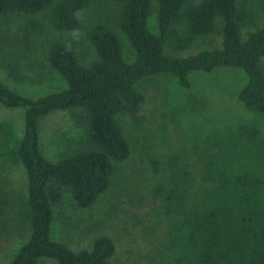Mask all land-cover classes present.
Returning a JSON list of instances; mask_svg holds the SVG:
<instances>
[{
  "label": "trees",
  "instance_id": "trees-1",
  "mask_svg": "<svg viewBox=\"0 0 264 264\" xmlns=\"http://www.w3.org/2000/svg\"><path fill=\"white\" fill-rule=\"evenodd\" d=\"M156 35L147 21L154 12ZM90 12L83 28L79 15ZM14 16L25 35L39 39L43 67L66 83L59 92L25 97L0 82V104L23 112L24 129L8 158L25 174V193L1 184L0 237L10 213L20 209L29 238L7 264H114L113 241L98 236L89 249L73 251L51 238L55 209L68 196L88 209L111 188L117 165L131 146L121 117L141 125L142 81L171 78L190 89L191 73L236 69L246 76L238 102L252 120L206 133L200 140L164 154H150L155 175L150 193L159 201L167 250L159 264H264V25L256 27V11L248 0H0V19ZM223 22L220 49L180 57ZM242 28H255L243 40ZM83 31L82 42L56 34ZM117 32L133 52L127 61ZM87 45L92 58L83 62L76 51ZM170 50L172 53L167 52ZM15 58L28 54L14 51ZM28 53V50H27ZM25 56V57H24ZM7 67L13 74L15 62ZM200 102L189 96L188 106ZM56 111L77 113L83 122L78 148L53 161L39 149L40 119ZM9 135V133H7ZM8 145V140H5Z\"/></svg>",
  "mask_w": 264,
  "mask_h": 264
},
{
  "label": "rangeland",
  "instance_id": "rangeland-1",
  "mask_svg": "<svg viewBox=\"0 0 264 264\" xmlns=\"http://www.w3.org/2000/svg\"><path fill=\"white\" fill-rule=\"evenodd\" d=\"M198 1V0H194ZM256 11V27L264 25V0H248ZM154 12L149 16L147 28L156 35ZM83 28L90 24L89 10L79 15ZM223 22L215 21L211 35L198 39L192 47L179 53L180 57L201 51L220 49ZM255 28H242L243 40ZM78 37L72 34H56L65 41L82 42L83 31ZM123 56L133 59V52L123 35L117 32ZM39 39L19 28L14 16L0 19V82L19 95L39 98L66 88L65 81L54 71L47 70L41 62H31L39 57ZM28 50V53H27ZM14 51L28 54V60L15 58ZM76 51L83 62L92 58L87 45H78ZM167 52L172 53L170 50ZM25 57V56H24ZM15 62L17 69H7ZM264 68V58L261 61ZM190 89H182L176 80L155 78L142 81L137 90L144 95L139 116L141 125H133L129 117H121L126 137L131 146L129 158L117 165L111 188L88 209H80L68 196H64L55 209L51 238L65 243L71 250L89 249L98 236L109 237L115 247L114 264H159L161 250H167L164 235L166 222L160 220L159 201L150 193L149 186L155 179L147 163L148 155L164 154L170 150L200 140L203 135L233 126L254 118L238 102L239 90L246 83L245 74L236 69H217L210 74L191 73ZM194 96L199 109L188 106L189 96ZM24 129L23 112L0 104V189L1 184L12 191L25 193L26 178L22 167L5 154L12 150ZM9 133V135H7ZM39 149L44 157L57 160L83 141V122L77 113L56 111L40 119L38 124ZM8 140V145L5 144ZM10 223L0 237V264H7L16 251L29 238V230L23 212L10 213ZM40 264H56L43 259Z\"/></svg>",
  "mask_w": 264,
  "mask_h": 264
},
{
  "label": "clouds",
  "instance_id": "clouds-1",
  "mask_svg": "<svg viewBox=\"0 0 264 264\" xmlns=\"http://www.w3.org/2000/svg\"><path fill=\"white\" fill-rule=\"evenodd\" d=\"M71 34L73 36H75V37H78L80 35V33L78 32V30H76V29H73L72 32H71Z\"/></svg>",
  "mask_w": 264,
  "mask_h": 264
}]
</instances>
